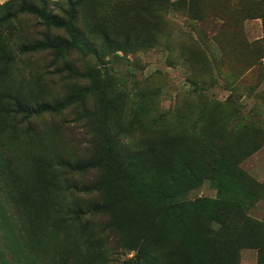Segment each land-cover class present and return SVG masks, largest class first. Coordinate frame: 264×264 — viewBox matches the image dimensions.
Wrapping results in <instances>:
<instances>
[{
    "label": "rangeland",
    "instance_id": "rangeland-1",
    "mask_svg": "<svg viewBox=\"0 0 264 264\" xmlns=\"http://www.w3.org/2000/svg\"><path fill=\"white\" fill-rule=\"evenodd\" d=\"M127 1L0 0V264H264V0L112 51ZM72 7L92 48L49 19ZM165 146L162 175L112 163Z\"/></svg>",
    "mask_w": 264,
    "mask_h": 264
},
{
    "label": "trees",
    "instance_id": "trees-1",
    "mask_svg": "<svg viewBox=\"0 0 264 264\" xmlns=\"http://www.w3.org/2000/svg\"><path fill=\"white\" fill-rule=\"evenodd\" d=\"M31 13L37 12L30 8ZM169 11L182 12L190 19L201 22V12L197 8L194 0H178L169 3L166 0H130L127 2H119L113 14L107 19L99 21L102 39L107 48L112 51H127L134 47L145 48L155 45L156 37L153 35L154 23L156 26L162 23L164 15ZM66 21L59 18H49L51 23L66 32L74 46L80 48H92V44L87 41L78 26L77 12L74 7L70 8ZM63 47L68 46L69 42L62 41ZM60 45L50 49L58 48ZM27 114H34L33 110L24 109ZM165 146L160 153L153 149H146L143 153L127 152L123 156L121 154H112V163L118 170L130 172L131 168L136 164L140 165L145 173L162 175L165 170L160 159L167 156L169 149ZM140 155V156H139ZM106 160L97 159L91 168H100ZM174 262H164L162 264H173Z\"/></svg>",
    "mask_w": 264,
    "mask_h": 264
}]
</instances>
